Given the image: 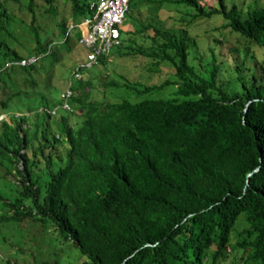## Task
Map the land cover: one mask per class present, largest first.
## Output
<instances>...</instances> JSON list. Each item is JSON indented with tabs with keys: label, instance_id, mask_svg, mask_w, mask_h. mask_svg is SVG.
<instances>
[{
	"label": "trees",
	"instance_id": "obj_1",
	"mask_svg": "<svg viewBox=\"0 0 264 264\" xmlns=\"http://www.w3.org/2000/svg\"><path fill=\"white\" fill-rule=\"evenodd\" d=\"M58 1L0 0V81L12 94L22 91L16 83L38 90L34 74L49 71L64 54L74 53L75 62L86 56L84 46L85 53L78 50L80 28L68 26L92 16L95 0H63L70 5L66 14ZM217 1L218 7L129 1V10L146 4L149 16L146 23L135 16L118 54L141 53L151 70L167 63L172 77L78 78L70 109L33 114L31 128L2 122L1 174L17 178L9 177L17 193L0 190V221H52L84 264H264V62H255L244 79L239 74L240 87L225 89L214 53L202 72L189 61L193 38L185 26L221 14L226 26L264 45V4L243 10L238 0ZM166 3L185 7L183 26L164 24L159 10ZM39 6L55 16L57 37L34 24ZM134 34L149 43L135 44ZM32 54L39 59L5 66ZM108 56L98 62L105 66ZM168 84L176 85L170 96L153 95ZM116 89L119 98L107 99ZM35 96V104L48 103Z\"/></svg>",
	"mask_w": 264,
	"mask_h": 264
},
{
	"label": "rangeland",
	"instance_id": "obj_2",
	"mask_svg": "<svg viewBox=\"0 0 264 264\" xmlns=\"http://www.w3.org/2000/svg\"><path fill=\"white\" fill-rule=\"evenodd\" d=\"M226 1L230 5L231 1ZM238 1L241 3L243 10L264 4V0ZM199 2L207 7L219 6L217 0H199ZM57 8L59 12L66 14L70 9V5L68 2L59 0ZM35 10L34 24L40 27V32L47 37H57L58 27L53 23L55 16L52 18L51 12L44 10L42 6L36 7ZM183 10H185L183 5L175 6L173 3H166L160 8L159 13L165 25H173L174 28H179L184 25L181 20ZM149 11L148 6L143 3L126 12L121 26L123 38L132 35V29L137 24L136 17L144 18L146 23L148 19L145 17L149 16ZM225 22L226 19L221 14H214L209 17L194 18L192 22L185 25L188 34L193 38V41L189 44L188 59L194 64L198 72H202L210 63L214 53L216 62L219 64L217 81L223 88L232 90L241 85L239 74L244 79L249 75L250 69L255 66V62H264V45H258L241 33L233 31L225 25ZM81 27L84 28V24H81ZM17 32H24L26 36H30V33L23 31L21 27ZM74 33L75 29H72L71 35H74ZM149 33H152L151 29ZM133 39L135 44L149 43V38L143 37L141 34H134ZM23 41L33 44V41L26 38ZM78 48L80 53H85L83 46L80 45ZM126 49L122 48V51ZM67 54V56L64 54L60 61L55 62L49 71L41 69L34 74L36 81L41 83L37 86V94H44L50 104L59 100L60 92L65 87L71 68L75 64V54ZM148 59L141 53L118 54V48L115 47L111 50L105 66L97 62L82 69L81 75L86 80L98 79L105 72L108 73L109 78L113 77L122 81L120 75L124 74L131 81L141 82H151L155 79L162 80L168 76L172 77L173 67L171 65L164 63L160 65L158 70H151L148 66ZM237 64L240 65V68ZM47 80L48 82H46ZM45 82L47 85L43 88ZM175 88L176 85L168 84L159 93L153 95L170 96ZM119 94H121V90L116 89L108 93L106 98L118 99ZM125 95H129L132 99L139 98L132 92L125 91ZM98 96H100V93ZM58 150H61L60 145L56 148V151ZM3 168V166H0V190L10 192L13 196L17 193V189L10 186L9 177L15 180L17 178L12 177V174L7 176L1 174ZM4 211L5 208L1 207L0 204V214ZM8 260L17 264H51L54 260H59L63 264H84V258L79 249L60 240L55 225L48 220L0 221V264H12Z\"/></svg>",
	"mask_w": 264,
	"mask_h": 264
},
{
	"label": "clouds",
	"instance_id": "obj_3",
	"mask_svg": "<svg viewBox=\"0 0 264 264\" xmlns=\"http://www.w3.org/2000/svg\"><path fill=\"white\" fill-rule=\"evenodd\" d=\"M97 2L98 0H95V2L93 3L95 5V10H96ZM128 10H129V5H128L127 11ZM89 17H92V16L84 17L81 21L77 23H69L68 29L72 28L74 25H77L80 28V36L78 38V43H80L82 46L86 48L87 53L83 60L75 62V64L72 66L70 75L67 79L65 87L60 92L58 101H55V103L50 104L49 100L47 99L48 103L39 102L38 104H35V101L38 100V98L35 96L38 91L37 89L28 90L29 88L25 89L23 85H21L20 83H16V85L20 88V90L22 89V91L19 92L18 95H15V94H12V91H14V89L11 86L7 87L3 85L0 81V86H1L0 87V132L2 129L1 128L2 122L4 121H6L7 123L11 125H14L15 123H18V122H22V125L24 127L30 128L32 126L34 127V123L32 122L33 120L31 118L33 117V114H36L35 116H40L43 113L53 115V114L58 113L59 108L70 109L71 108L70 98L73 93L71 85L78 78H82L81 70L97 63L98 57L100 55L102 54L109 55L113 48L121 44L120 42L119 44L113 46L108 52L99 53L94 62H92L91 64H87L88 53L90 51V47L86 46L81 39L87 31V28H88L87 19ZM124 18H125V15H124ZM123 19H122V22H123ZM122 22L120 23L121 41L123 38V33H122V28H121ZM81 24H84V28L81 27ZM38 59H39L38 55L32 54V55H29L28 57H23L21 59L7 60L5 62V66L13 64V63L24 64L28 62H34ZM45 87L46 86L44 84L43 88ZM7 88L9 90H6ZM67 90H69L70 93L68 95H64L67 92ZM41 95H43L46 99V96L44 94H41ZM38 96H39V93H38ZM64 102H67L68 107L63 105ZM28 115H29V118H26L24 121H20L21 116H28Z\"/></svg>",
	"mask_w": 264,
	"mask_h": 264
},
{
	"label": "built area",
	"instance_id": "obj_4",
	"mask_svg": "<svg viewBox=\"0 0 264 264\" xmlns=\"http://www.w3.org/2000/svg\"><path fill=\"white\" fill-rule=\"evenodd\" d=\"M129 0H98L92 17L87 19L88 28L82 37L90 47L87 64L95 61L99 53L108 52L121 42L120 23L128 9ZM69 90L64 95H68ZM68 107L67 102L63 103Z\"/></svg>",
	"mask_w": 264,
	"mask_h": 264
}]
</instances>
